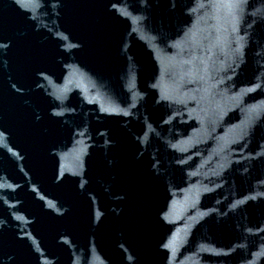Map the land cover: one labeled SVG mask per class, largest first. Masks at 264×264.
Segmentation results:
<instances>
[{"label":"water","instance_id":"water-1","mask_svg":"<svg viewBox=\"0 0 264 264\" xmlns=\"http://www.w3.org/2000/svg\"><path fill=\"white\" fill-rule=\"evenodd\" d=\"M0 264H264V0H0Z\"/></svg>","mask_w":264,"mask_h":264}]
</instances>
